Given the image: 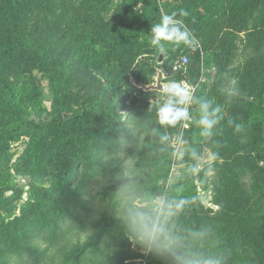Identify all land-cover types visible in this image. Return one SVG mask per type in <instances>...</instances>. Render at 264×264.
<instances>
[{"label":"trees","instance_id":"1","mask_svg":"<svg viewBox=\"0 0 264 264\" xmlns=\"http://www.w3.org/2000/svg\"><path fill=\"white\" fill-rule=\"evenodd\" d=\"M180 1L0 0V130L13 123L24 127L32 159L26 167L37 179L46 173L51 184L47 204L36 199L23 205L20 214L0 219V264H42L50 245L76 228L88 232L83 240L63 246L62 264H126L135 257L126 230L133 223L129 232H139L134 223L139 213L151 217L152 226L156 220V212L149 215L148 207L133 205L138 186L151 195L171 193L158 182L159 175L167 177L168 140L156 104L150 101L155 91L135 85L151 82L156 71L146 64L150 54L153 59L160 54L151 44V26L176 12L203 50L220 62L221 74L234 49L231 28L245 30L259 9L249 35L254 47L264 46V0ZM217 1L223 2V10L199 12L201 7L213 10ZM181 10L188 15L180 16ZM195 38L191 46L166 42L162 69L167 71L176 58L187 55L186 69L198 72L201 51ZM83 40L85 53L80 48ZM250 64L261 76L254 77L249 88L262 97L264 61L252 59ZM34 71L56 87L51 118L24 116L18 105L16 86H26ZM184 74L173 76L181 79ZM126 100L131 102L124 118L120 107ZM207 105L221 140L229 130L236 136L264 126V117L250 118L243 106L221 113L211 102ZM52 147L57 149L56 160ZM122 153L131 156L130 163ZM136 164L153 168L155 175L143 180ZM76 167L84 173L73 186L70 171ZM93 184L98 185L95 193ZM125 187L128 191L123 192ZM183 200L172 218L160 214L158 230L165 245L146 255V264H192L183 244L171 237L176 226L180 236L193 243L198 263L264 264V230L246 221L244 204L232 199L211 208L198 198ZM108 238H115L111 252L104 247Z\"/></svg>","mask_w":264,"mask_h":264},{"label":"rangeland","instance_id":"2","mask_svg":"<svg viewBox=\"0 0 264 264\" xmlns=\"http://www.w3.org/2000/svg\"><path fill=\"white\" fill-rule=\"evenodd\" d=\"M166 1L181 4L180 0ZM222 3L217 1V6L211 11L208 7H201L199 12L205 15L216 14L223 10ZM208 5L211 7V3ZM258 15L259 9L249 19L245 30L237 31L231 28V32L235 35L234 49L221 74L220 62L213 60L194 36L192 37L195 38L196 45L201 51L198 72L191 73L193 68L189 67V72L185 69L182 71L185 74L178 79L175 78L176 75L173 76L176 72L171 73L170 68L167 67L166 75L171 76L165 78L161 70L167 55L160 53L158 59L156 57L153 59L150 54L149 60L145 62L148 67H155L156 71L151 82L135 85L155 91L150 101L156 104L158 118H160V107L169 99L164 92V85L167 82L175 80L187 85L191 100L184 105H176V107L186 108L187 118H181L175 124L164 123L168 140V170H166V179L163 180L164 174L159 175L158 182L164 184L171 193L167 196L166 193L151 195L144 192L145 187L140 185L138 186L140 192L132 201L134 206L148 207L152 210L149 215L156 212V220L152 226L156 232L153 239L142 240L139 232L136 234L129 232L130 229L132 230V223L126 230V243L135 257L129 258L126 264H146L145 256L154 248L165 245L164 238L159 234L157 220L160 214L172 218L180 210L184 196L198 198L203 205L211 208H219L222 204L227 205L234 199L244 204L242 210L246 221L259 224L257 227L264 230V126L259 129H249L236 136L233 135L232 130H229L221 140L216 131L217 122L210 130L200 123L205 114L202 105L210 102L213 110L218 109L215 112L222 113L229 107L243 106L250 111L248 113L250 118L264 117V95L257 97L255 90L249 88L250 81L256 76H261V73L250 64L251 60L258 62L261 58L264 61V46L258 48L255 45L254 47L249 35L252 19ZM80 45L82 52L85 53V41L83 40ZM160 55H162L161 60ZM55 88V85L39 71H34L32 79L26 86L17 84V102L22 114L35 119L51 118L54 111ZM2 94L0 91V98ZM130 102L131 100H126L120 107L124 118L127 117ZM207 113L210 119H214L208 111ZM27 144L28 137L24 127L19 123H13L0 130V198H4V201L0 202V219L7 220L20 214L21 207L28 205L30 201L37 199L41 203L48 202V193L51 190L50 180L46 173H41L40 179H37L28 171L26 165L32 159H29ZM56 151L55 147L50 148V154L54 160H56ZM122 157L125 163H130L132 160L131 156L125 153H122ZM71 171V184L76 186L79 182L78 177L84 173V168L76 167ZM73 171H76L78 176H75L76 173ZM154 171L148 166L140 167V164H136L135 172L141 174L145 178L143 180L153 177ZM129 175L132 177V171H129ZM131 183L135 184V181L132 180ZM160 186L164 189L163 185ZM92 187L94 189L91 193H95L98 185L93 184ZM126 191L128 187L123 190V192ZM176 195H183V197H176ZM179 230L180 226L172 230L171 237L175 244H183L192 264H202L198 263L193 243L180 236ZM87 232V230L76 228L60 236L50 245L47 258L42 264H62L64 247L70 246L79 239L83 240ZM114 241L115 238H108L104 245L107 252L113 250ZM121 243L126 246L125 241ZM19 264L24 263L20 261ZM207 264H214V262L209 260Z\"/></svg>","mask_w":264,"mask_h":264},{"label":"clouds","instance_id":"3","mask_svg":"<svg viewBox=\"0 0 264 264\" xmlns=\"http://www.w3.org/2000/svg\"><path fill=\"white\" fill-rule=\"evenodd\" d=\"M179 15L187 16L188 13L181 10ZM176 17V12L164 15L158 23L151 26V44L159 53L166 54V42L172 44L184 43L188 46L194 43L192 34L183 21ZM164 92L169 96V99L159 109L161 122L175 124L181 118H187L188 112L186 108L176 107V105H184L191 100L188 86L182 82L171 80L164 85ZM173 97L176 99L173 100ZM202 108L205 110V114L202 116L200 123L210 130L217 121L209 118L207 113L208 105L206 103L202 105ZM214 111H218V109ZM205 134L207 135L208 133L206 132ZM134 223L142 240L155 237L156 229L151 225V217L145 213H139Z\"/></svg>","mask_w":264,"mask_h":264},{"label":"built area","instance_id":"4","mask_svg":"<svg viewBox=\"0 0 264 264\" xmlns=\"http://www.w3.org/2000/svg\"><path fill=\"white\" fill-rule=\"evenodd\" d=\"M187 62H188V57L187 55H182L178 58H176L172 64H171V67L169 69V71L172 73V72H178V71H184L187 67ZM161 73L163 76L166 75V73H168L167 71L165 70H161Z\"/></svg>","mask_w":264,"mask_h":264},{"label":"water","instance_id":"5","mask_svg":"<svg viewBox=\"0 0 264 264\" xmlns=\"http://www.w3.org/2000/svg\"><path fill=\"white\" fill-rule=\"evenodd\" d=\"M161 57H162V55H160V60H161Z\"/></svg>","mask_w":264,"mask_h":264}]
</instances>
